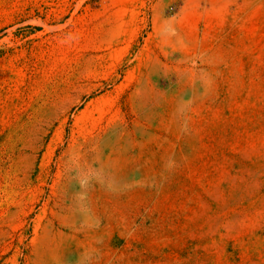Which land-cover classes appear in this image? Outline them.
Wrapping results in <instances>:
<instances>
[{"label": "rangeland", "instance_id": "rangeland-1", "mask_svg": "<svg viewBox=\"0 0 264 264\" xmlns=\"http://www.w3.org/2000/svg\"><path fill=\"white\" fill-rule=\"evenodd\" d=\"M0 264H264V0H0Z\"/></svg>", "mask_w": 264, "mask_h": 264}]
</instances>
